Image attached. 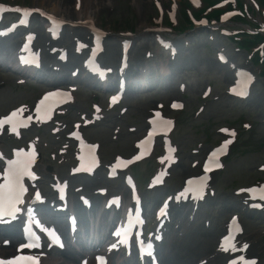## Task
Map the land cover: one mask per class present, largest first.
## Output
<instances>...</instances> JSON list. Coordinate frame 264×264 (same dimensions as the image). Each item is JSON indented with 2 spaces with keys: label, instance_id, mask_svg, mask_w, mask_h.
Returning <instances> with one entry per match:
<instances>
[{
  "label": "rangeland",
  "instance_id": "obj_1",
  "mask_svg": "<svg viewBox=\"0 0 264 264\" xmlns=\"http://www.w3.org/2000/svg\"><path fill=\"white\" fill-rule=\"evenodd\" d=\"M9 2V0H4ZM17 2H25L27 4L34 3V0H16ZM97 10V19L99 24L111 33L117 35L120 32L131 31L133 33L138 31L139 21L142 17L151 25H158L161 21H164L168 13L172 14L178 21L179 11L185 9V2L192 10L196 11L197 0H142L137 6L133 0H114L110 6L102 7L98 6L99 0H93ZM260 2V0H257ZM70 7L71 0H67ZM244 3V1H243ZM73 4V3H72ZM255 13L250 9H247L244 18L236 19L242 22H249L253 20ZM193 16L190 17L192 19ZM238 26L233 24L232 27ZM220 37H216V34L212 31L202 30L199 35L206 36L211 35L215 37L216 45H222L227 52L231 55L233 61L239 63H246L252 68L255 74H258L256 66L252 67V62L257 58L256 53H252L247 56L246 51L238 49L235 46V40L233 38H227V33L222 30L218 31ZM252 37V35H251ZM75 38H80L75 36ZM72 39L70 41L73 45ZM148 43L150 48H153L150 37L146 34L140 36L138 43ZM107 44H119V40L113 37H107ZM70 46V47H71ZM210 45L205 44L204 39H200L194 43V49L191 53L193 58L200 60L196 62L195 69H191L189 77H181V81L188 83L186 100L184 110L178 114H174L176 119V128L172 134V137L179 148V156L185 167L181 174L178 175L176 171L172 173L171 178L168 181V185L171 188H177L181 182L182 177L185 174L194 173V169H189V165L192 160L199 157L190 154L191 149L209 147L215 144L214 140L218 141L225 135H233L236 137L235 145L232 148L234 150L232 156L231 153L227 159L226 166L221 173H219L213 186L218 195L217 202L220 197H230L233 199V188L240 194H244L245 187L258 181L264 180V173H258L256 167L264 163V123H262V116L264 114V83L262 79L257 78V89L255 95L247 100L245 104H236L230 98L225 95V87L232 79V72L229 73L228 79L225 80V69L214 65L215 60L214 50L209 49ZM119 48V46H118ZM119 50V49H118ZM264 55V48L262 49ZM119 56V54H118ZM118 60V58H117ZM0 78V112L4 111L8 106L29 99L33 94L31 86L17 87L14 80L9 77L1 76ZM229 80V81H228ZM2 82V83H1ZM208 84L211 86L209 87ZM263 85V86H262ZM77 101L72 105L71 113L65 116V119H69L74 116L77 118L78 114L88 109L90 96L78 92ZM204 97V98H202ZM99 101V100H97ZM165 104L168 103V99L164 97L160 101ZM151 107L150 102H147L146 98H139L127 101V112L122 118L117 117V110L108 111L106 115L109 121L98 124L86 130V135L91 140L98 141L100 143V151L103 155V159L112 157L115 153H126L132 149V141L140 134H133L127 131L129 124L137 125V128L143 123L144 118L150 115L149 109H153L155 105ZM81 106V107H80ZM151 107V108H150ZM67 109V111L69 110ZM194 113V114H193ZM245 125L243 126V124ZM44 143H48L49 146L56 145V139H59L63 143L67 136V127L58 126L54 134H50L46 130V134H42ZM127 147L125 148V146ZM200 145V146H199ZM43 148V143L41 144ZM50 157L47 156L46 164L51 165L54 172L60 173L57 164H52ZM167 161V160H166ZM166 161H163L165 165ZM51 163V164H50ZM63 165L66 161H60ZM148 168L146 163L135 167L140 174ZM237 199V198H235ZM212 218L217 221L218 212H212ZM264 228V225H260ZM250 229V228H249ZM262 241L261 248H264V233L259 236ZM183 249L188 248V245L182 243ZM176 249V248H175ZM191 250L187 252V256L193 258ZM261 264H264V257L260 258Z\"/></svg>",
  "mask_w": 264,
  "mask_h": 264
},
{
  "label": "bare ground",
  "instance_id": "obj_2",
  "mask_svg": "<svg viewBox=\"0 0 264 264\" xmlns=\"http://www.w3.org/2000/svg\"><path fill=\"white\" fill-rule=\"evenodd\" d=\"M36 3L44 6L46 8L47 11L52 12L56 15L62 16V17H69V15H73L74 16V21L78 23V25H86L88 26L90 23H94L96 22L95 19V14L97 12L96 10V5L94 4L93 0H71V5L69 7L67 0H35ZM100 3L98 4L101 5L102 7L105 6H110L114 0H99ZM134 3H136L137 5H139L142 0H133ZM36 29L39 32V36H38V48L41 50V52L44 55V61H45V65H48L50 68L53 67L54 65H57L58 62L56 61V59L53 57V54L48 51V46L50 44V39L49 37L45 34V29H43L42 27L38 26L36 27ZM147 29H151L149 24H147L145 22V20L143 18H141L140 20V25H139V30H147ZM73 33H68V36H65L63 39H61L60 41H58V45H63L68 49V53L70 54V61L73 63H76V61H78L79 59H81V54H73L71 53L72 51L69 49V40L72 39ZM3 40V39H2ZM12 44H7L5 45H1L0 44V57L4 56V50L8 49V47H10ZM10 50V49H8ZM7 50V51H8ZM6 51V53H7ZM117 54V47L115 45H108L106 46V54L104 53L103 58L104 61H106V63L113 65V62H115V57ZM133 61L137 62L136 59L133 57ZM78 65V64H77ZM172 67V72H176L177 70H183L185 68V66H179L176 64L171 65ZM141 69H143V71L145 70V75H152L154 74L153 72L156 71L155 68H153L152 72H150L149 74L147 73V66H142L140 67ZM140 71V70H139ZM133 75H140V78L143 79L145 77V75L143 73H139L138 71L136 72V69H128V73H132ZM155 75V74H154ZM62 78V79H61ZM151 78V77H150ZM149 78V79H150ZM61 79L62 81H66L67 78L64 77V75H61L60 77H56L54 76V74L52 72L49 73L48 76H45L43 81H49V80H58ZM102 183V177L101 174H98L95 178H93L92 180H89L87 182L88 187L91 188V186H95L98 184ZM111 190H115L118 193H122L121 187L118 186L117 188H113L110 187ZM94 198V197H93ZM190 212V211H189ZM189 212L187 214V219L189 216ZM204 211L200 210L196 213L195 217L193 218L192 222H189L187 219H182L181 221V228L185 229L187 227H189L191 224H193L194 221L197 220V217L202 215ZM82 217H85V215L81 214ZM107 213H101L99 215V219L100 220H107ZM179 227V229H180ZM215 227H212L209 229V231L214 230ZM197 229L198 227L196 225L190 227L188 230V234L187 236L193 237L194 234L197 233ZM187 233V232H186ZM3 234H6V232H4ZM251 235H255V233L253 232ZM184 237V235H183ZM182 238V237H181ZM181 242H179L178 240H176V238L173 237V235H169V242H168V247H170L171 245L174 246V248L176 247L174 254H173V261L174 264H191L192 259L190 257L187 256V251L186 249H183L181 247L182 244H180ZM196 244V241H193L192 243H187L188 246H194ZM208 257L207 255H203V257H201L199 260H206Z\"/></svg>",
  "mask_w": 264,
  "mask_h": 264
},
{
  "label": "snow or ice",
  "instance_id": "obj_3",
  "mask_svg": "<svg viewBox=\"0 0 264 264\" xmlns=\"http://www.w3.org/2000/svg\"><path fill=\"white\" fill-rule=\"evenodd\" d=\"M2 8V6H0ZM16 11H23L25 14H28L30 10H22V9H16ZM58 95V94H57ZM47 99V97H45ZM15 116V113L12 114ZM5 121H0V124L4 123ZM6 122H11V117L8 118ZM19 155V154H18ZM9 177L7 178V183L0 185V215L4 214V193L6 192V199L8 201V206L11 211H15V204L20 202V193L24 191L23 185L20 184V178L22 175L26 174V166L22 164L21 161H9ZM30 174V173H29ZM18 186V189H17ZM250 191H256L255 189H252ZM261 192H264V189L260 190ZM37 198H39V194H37ZM261 199H264V195L260 197ZM241 261L243 258H240ZM35 258L31 256H17L9 261H2L0 260V264H34ZM233 264H236V262H233Z\"/></svg>",
  "mask_w": 264,
  "mask_h": 264
}]
</instances>
